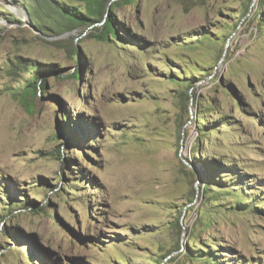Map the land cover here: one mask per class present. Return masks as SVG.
Returning <instances> with one entry per match:
<instances>
[{
  "label": "rangeland",
  "instance_id": "rangeland-1",
  "mask_svg": "<svg viewBox=\"0 0 264 264\" xmlns=\"http://www.w3.org/2000/svg\"><path fill=\"white\" fill-rule=\"evenodd\" d=\"M46 2L0 0V264H264V0Z\"/></svg>",
  "mask_w": 264,
  "mask_h": 264
},
{
  "label": "trees",
  "instance_id": "trees-1",
  "mask_svg": "<svg viewBox=\"0 0 264 264\" xmlns=\"http://www.w3.org/2000/svg\"><path fill=\"white\" fill-rule=\"evenodd\" d=\"M80 1L84 2V5H82V7H78V6L74 7L72 4H68L62 1L52 2L51 0H47L46 8L49 10L52 9L54 12L57 13V15L61 19L64 20L63 27H65L66 25H69V27H74V26H79V25L90 26V25H94L95 23L100 22L101 19L104 18V21L102 22L100 28L99 27L92 28L93 36L96 37L97 39H106V40H109V39L115 40L119 38L118 32H117V25H116L117 23L112 14V9L118 4L119 0H80ZM81 9H84L86 12L85 13L82 12ZM91 16L92 17L95 16V18L93 17L92 19ZM71 46H72V51H74V53L77 54V48L75 47V44L73 42L71 43ZM41 66L43 70H50V71L56 72V70L51 69L50 66H47V67L46 65H41ZM40 75H41V72L40 74L38 73L34 75L31 74L30 75L31 79L24 81V85L20 91V94L22 96V101L24 103L30 104L31 100L28 97L35 98L37 97V95H40V93L44 91L45 77L41 76L40 78ZM70 75L76 76L77 73L72 72ZM197 118L198 119L200 118L199 113H197ZM78 122L79 120H76V122L74 121V127H77ZM68 124H69V127H71L70 123L67 122L66 125L68 126ZM220 167L226 168L229 166L224 165L222 162H220ZM219 168L216 170L217 172L220 171ZM205 188L206 186L204 187V189ZM8 199H9V202L11 203L15 202V200H13L12 197L11 198L8 197ZM241 204H245V203H241ZM180 217H177L175 219V224L177 225L178 228H181L179 224ZM255 264H261V263L258 262Z\"/></svg>",
  "mask_w": 264,
  "mask_h": 264
}]
</instances>
